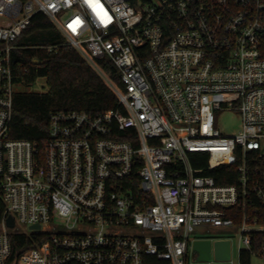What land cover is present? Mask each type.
Masks as SVG:
<instances>
[{
  "label": "built area",
  "instance_id": "1",
  "mask_svg": "<svg viewBox=\"0 0 264 264\" xmlns=\"http://www.w3.org/2000/svg\"><path fill=\"white\" fill-rule=\"evenodd\" d=\"M36 15L119 104L51 114L42 145L10 133L12 53ZM224 111L240 114L237 135L217 128ZM200 154L205 167L195 166ZM222 166H236L237 184L204 173ZM256 204L264 208V0H0V264H192L202 227L236 229L251 250L264 225L244 213L237 226L225 209ZM14 234L33 247L13 254Z\"/></svg>",
  "mask_w": 264,
  "mask_h": 264
},
{
  "label": "trees",
  "instance_id": "2",
  "mask_svg": "<svg viewBox=\"0 0 264 264\" xmlns=\"http://www.w3.org/2000/svg\"><path fill=\"white\" fill-rule=\"evenodd\" d=\"M12 53V69L18 84L31 86L39 78H46L47 93H17L14 98V116L10 133L18 140L44 143L49 130L51 114L61 111L102 114L119 108L118 101L102 79L69 45L65 38L43 15H36L31 25L15 43ZM38 58L42 65L32 62ZM112 77H117L113 66L107 67ZM195 166L207 165L206 155H196ZM205 175L213 177L220 185L237 184L236 166H222L215 170L205 169ZM135 190V188H134ZM227 216L240 226L246 213L252 220L264 225V208L256 204L243 211L239 208L225 209ZM2 211H0V218ZM222 238H230L225 236ZM13 254L33 247L24 234L11 236ZM264 232L252 233V249L239 251V264H252L254 254L261 256ZM264 257V256H261ZM146 264H170L149 256Z\"/></svg>",
  "mask_w": 264,
  "mask_h": 264
},
{
  "label": "rangeland",
  "instance_id": "3",
  "mask_svg": "<svg viewBox=\"0 0 264 264\" xmlns=\"http://www.w3.org/2000/svg\"><path fill=\"white\" fill-rule=\"evenodd\" d=\"M67 42V41H66ZM68 44V43H67ZM17 93H47L49 87L46 78H39L31 86L25 84H17L15 86ZM217 128L227 136L237 135L242 129V119L238 112L224 111L216 115ZM229 236L232 243V263L239 264V250L246 249V246L241 243V235L236 229L233 228H212L202 227L197 229L193 233V237L197 239L216 238ZM191 257V256H189ZM192 264L197 263V256L193 253V257L190 258ZM252 264H264V257L254 255L252 257Z\"/></svg>",
  "mask_w": 264,
  "mask_h": 264
},
{
  "label": "water",
  "instance_id": "4",
  "mask_svg": "<svg viewBox=\"0 0 264 264\" xmlns=\"http://www.w3.org/2000/svg\"><path fill=\"white\" fill-rule=\"evenodd\" d=\"M34 65H42L44 62L38 58L32 62ZM9 228H14L13 218L7 221ZM38 228V226H36ZM193 253L197 256L199 264H231L232 243L228 238H206L194 241Z\"/></svg>",
  "mask_w": 264,
  "mask_h": 264
},
{
  "label": "crops",
  "instance_id": "5",
  "mask_svg": "<svg viewBox=\"0 0 264 264\" xmlns=\"http://www.w3.org/2000/svg\"><path fill=\"white\" fill-rule=\"evenodd\" d=\"M216 238L220 239V238H222V237H216Z\"/></svg>",
  "mask_w": 264,
  "mask_h": 264
}]
</instances>
